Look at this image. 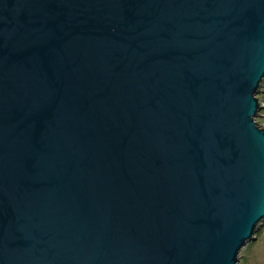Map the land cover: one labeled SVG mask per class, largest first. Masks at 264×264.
<instances>
[{
  "label": "water",
  "instance_id": "1",
  "mask_svg": "<svg viewBox=\"0 0 264 264\" xmlns=\"http://www.w3.org/2000/svg\"><path fill=\"white\" fill-rule=\"evenodd\" d=\"M263 80L264 0H0V264H237Z\"/></svg>",
  "mask_w": 264,
  "mask_h": 264
},
{
  "label": "rangeland",
  "instance_id": "2",
  "mask_svg": "<svg viewBox=\"0 0 264 264\" xmlns=\"http://www.w3.org/2000/svg\"><path fill=\"white\" fill-rule=\"evenodd\" d=\"M261 89V90H260ZM256 94L263 104L254 120L259 127H264V80ZM237 264H264V222L258 228L255 239L245 244L238 253Z\"/></svg>",
  "mask_w": 264,
  "mask_h": 264
}]
</instances>
